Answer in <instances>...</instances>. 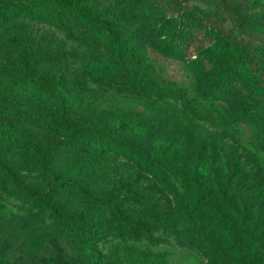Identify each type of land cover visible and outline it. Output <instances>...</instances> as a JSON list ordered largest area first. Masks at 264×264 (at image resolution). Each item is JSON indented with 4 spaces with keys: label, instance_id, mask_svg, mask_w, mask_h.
<instances>
[{
    "label": "rangeland",
    "instance_id": "374dc122",
    "mask_svg": "<svg viewBox=\"0 0 264 264\" xmlns=\"http://www.w3.org/2000/svg\"><path fill=\"white\" fill-rule=\"evenodd\" d=\"M72 2L94 26L54 0H0V173L56 208L0 190V264H234L245 239L264 264V103L247 97H264V0ZM22 109L40 119L7 113ZM22 128L35 146L16 159ZM204 156L216 175L199 181Z\"/></svg>",
    "mask_w": 264,
    "mask_h": 264
},
{
    "label": "trees",
    "instance_id": "16d2710c",
    "mask_svg": "<svg viewBox=\"0 0 264 264\" xmlns=\"http://www.w3.org/2000/svg\"><path fill=\"white\" fill-rule=\"evenodd\" d=\"M54 3L62 8L63 10L66 11H72L76 14V16L78 15L80 18L84 19V21L86 23H88L91 26H94L93 21H92V15H93V6L89 5V6H79L77 5V3H73L72 0H54ZM14 16L16 17H25V18H30L33 20H40V21H44V22H52V20L49 17L46 16H38L36 14H32L29 12H16L14 14ZM9 17L5 16L3 17L4 22L6 23L8 21ZM3 27L0 25V32L3 31ZM176 45L175 46H170V51L174 52L176 54H180V49H181V42L178 40L173 41ZM112 53L114 55H122V54H129L132 52V48L129 46L128 43H123V44H119V45H115L113 47L110 48ZM105 65L101 64L99 66V68L96 69V71L93 73L92 70H88L86 69L85 71L92 77H96V78H100L102 77L101 74H103L104 70H105ZM220 81H224L227 83H233L232 80H230V78H228L226 75H221L219 77ZM43 87H46V89L49 91V93L51 95H54L53 91L51 90V88L49 87V85L43 83L42 84ZM210 88L212 90H215L218 93H229L230 90H228L225 87H221V86H212L210 85ZM248 101L250 103L253 104H263L264 103V97L262 96H258L257 94H255L253 91H251L248 95ZM7 113H11L12 115H19V114H25L28 116H34L36 118L40 117L33 111L30 110H17L14 112H7ZM45 125L54 133L62 135V137L70 144L73 146H77V147H84V146H89L92 148H99L102 150H106L110 153H113L115 155H119L124 157L125 159L129 160V161H133L132 157L130 155H127L126 153L122 152L120 149L115 148V147H110V146H95L96 144L93 142H89V141H85V140H72L71 138H68L65 134H63L60 130H58V128H56L52 123L50 122H45ZM132 125L131 119L129 117L122 119L121 122V127L128 129L130 126ZM10 132L14 133V136L11 139V145L8 149V154L12 157L14 156H18L16 159H21L24 158L28 155V152L32 147H34L35 145L33 144V142H28V141H24L23 140V133H25V130L22 128L21 129V136L18 137L17 136V132L14 130H10ZM208 156H204L202 158H200L198 160V162L196 163V170H195V177L197 180L202 181V180H206V179H213L215 177V170L212 167H209L208 165ZM137 166L144 172L152 175L154 178H156V174L153 173L148 167L143 166L139 163H137ZM2 169V168H1ZM166 190L170 191L169 187L167 185L163 186ZM0 190L2 192L5 193H20L26 196L31 197L32 199H34L35 202H37V207H40L42 209L45 208H50L54 211H56L55 206L44 196L38 195L36 194L33 190L28 189L27 187H25L24 185H22L21 183H19L16 179H14L6 170H2V172L0 173ZM58 215V214H56ZM60 217V215H58ZM81 229L84 231H91V229H94L92 232V235H96L97 231L101 228V226H91L88 224H83L80 225ZM229 249H234L235 245L234 243H229L228 244ZM244 249L245 252L247 254V258H242L240 257L238 254L235 253L236 249H234L232 251V262L234 264H250L252 262L255 261L254 258V248L252 243L245 239L244 241ZM158 255V253L156 254ZM206 264H211L210 260L207 261Z\"/></svg>",
    "mask_w": 264,
    "mask_h": 264
}]
</instances>
